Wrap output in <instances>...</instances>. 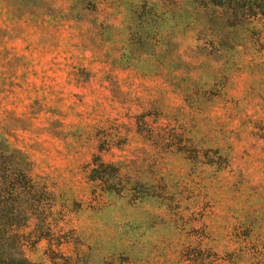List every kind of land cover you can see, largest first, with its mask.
<instances>
[{
	"label": "rangeland",
	"instance_id": "374dc122",
	"mask_svg": "<svg viewBox=\"0 0 264 264\" xmlns=\"http://www.w3.org/2000/svg\"><path fill=\"white\" fill-rule=\"evenodd\" d=\"M233 1L0 0V148L51 191L53 250L264 264V17Z\"/></svg>",
	"mask_w": 264,
	"mask_h": 264
},
{
	"label": "trees",
	"instance_id": "16d2710c",
	"mask_svg": "<svg viewBox=\"0 0 264 264\" xmlns=\"http://www.w3.org/2000/svg\"><path fill=\"white\" fill-rule=\"evenodd\" d=\"M210 1L216 7H225L224 0ZM233 4L232 8L248 10L246 15L264 17V0H240ZM17 154L0 148V264H45L31 260L25 250L43 239L48 242L52 264H79V259L52 249L53 241L58 247L68 242L51 235L53 195L30 176L24 159ZM88 168V180L103 186L105 191L121 193L127 189L119 167L105 162L100 155L93 157ZM200 255L197 250L185 251V264H199Z\"/></svg>",
	"mask_w": 264,
	"mask_h": 264
}]
</instances>
